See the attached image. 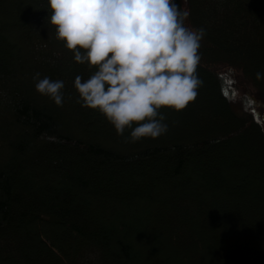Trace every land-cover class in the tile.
<instances>
[{
	"label": "trees",
	"instance_id": "obj_1",
	"mask_svg": "<svg viewBox=\"0 0 264 264\" xmlns=\"http://www.w3.org/2000/svg\"><path fill=\"white\" fill-rule=\"evenodd\" d=\"M176 3L205 30L203 83L131 142L79 101L95 67L56 39L48 0H0V264H264V0ZM37 72L64 82L61 105Z\"/></svg>",
	"mask_w": 264,
	"mask_h": 264
},
{
	"label": "clouds",
	"instance_id": "obj_2",
	"mask_svg": "<svg viewBox=\"0 0 264 264\" xmlns=\"http://www.w3.org/2000/svg\"><path fill=\"white\" fill-rule=\"evenodd\" d=\"M48 23L77 63L95 67L74 87L82 106L98 110L126 139L157 138L167 131L162 107L182 110L203 83L196 72L204 29L185 26L176 0H48ZM257 72L256 78H262ZM36 80L41 95L62 104V80ZM135 124V126H133Z\"/></svg>",
	"mask_w": 264,
	"mask_h": 264
},
{
	"label": "rangeland",
	"instance_id": "obj_3",
	"mask_svg": "<svg viewBox=\"0 0 264 264\" xmlns=\"http://www.w3.org/2000/svg\"><path fill=\"white\" fill-rule=\"evenodd\" d=\"M52 33L53 34H55V26H53L52 25ZM235 87H237L236 85H234ZM234 93H233V95H232V97H233V100H234V102H239V100H243L244 101V98L246 97V90H244L243 89V87H242V85L241 86H239V87H237L234 91H233ZM252 110H255V114H258V111L255 109V107L254 106H252V104L249 106ZM2 158H3V156H2V154L0 155V162H2ZM134 241V240H133ZM140 241V240H139ZM136 242V244L138 243V245H135L136 246V248H141V247H139V243H141V242ZM135 243V242H134Z\"/></svg>",
	"mask_w": 264,
	"mask_h": 264
}]
</instances>
